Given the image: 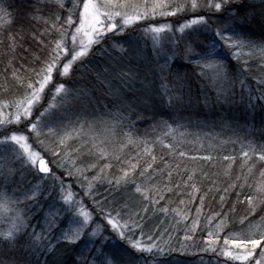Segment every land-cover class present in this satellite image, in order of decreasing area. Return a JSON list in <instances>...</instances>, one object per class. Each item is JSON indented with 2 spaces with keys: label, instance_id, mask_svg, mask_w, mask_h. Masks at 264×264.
Segmentation results:
<instances>
[{
  "label": "snow or ice",
  "instance_id": "1",
  "mask_svg": "<svg viewBox=\"0 0 264 264\" xmlns=\"http://www.w3.org/2000/svg\"><path fill=\"white\" fill-rule=\"evenodd\" d=\"M260 3V27L264 31V0H260ZM31 5L23 18L44 25L39 36L47 33L50 37L56 33L58 38L52 40V47L48 48L44 40H39L37 34L32 33L33 39L38 40V50L46 58L41 61L40 56H35V60L41 62V67L39 70L33 69L34 76L27 80L21 79L13 70L12 75L18 85L25 88L24 95L12 101H0V250H31L35 253L37 249H41L56 257V253L60 251L57 245L61 248L74 246L70 249L71 256L65 252L62 257L54 259V264H138V261L147 257L163 254L164 249L159 244L148 243L153 240L152 235L146 234L144 230L148 207H142L140 212L127 211V205L121 210H107L94 197V182L100 181L102 174L109 171L112 161H115L125 165L120 169L121 175L114 180L115 187L132 184L135 192L148 204H158L164 199L165 193H173L174 188L178 190L182 186L191 188V192L187 194L194 200L201 192L194 182L195 172L187 175L186 179L180 176L179 162L173 165L165 162L164 169L154 168L156 156L152 155V151L155 143L167 148L173 157L208 162L213 161L214 157H188L186 152L179 150L180 138L186 135L180 131L182 125L173 127L167 121L162 122L165 131L155 141L138 140L133 136L128 129L134 121L131 115H126L132 113L133 108L124 97V89L133 90L132 85L138 75L132 68L127 71L112 69L111 74L109 69L96 72V78L103 77L101 83L107 86L108 94L113 97L112 108L103 115L86 113L83 101L88 99L90 102L91 97L87 89L76 87L77 74L92 72L91 57L105 53L106 46L119 47L126 55H138V42L130 32L128 40L118 42V38L123 37L129 29L135 30L139 22L157 16H179L184 22L180 23L178 19L175 30L169 23H150L141 33L142 36L151 38L153 50L164 61L159 64L160 72L166 71L177 55L175 49L165 50V41L170 45L179 44L177 32L183 38L186 30H190L188 36L211 31L213 35L210 44L202 46L200 51L187 44L183 58L199 69L201 77L210 80L216 88L218 98L227 100L230 94H235L239 84L241 92L248 93L250 108H255L257 102L264 107V39L257 41L246 27L254 19V5L250 0H31ZM61 10L65 12L63 17L60 15ZM0 11L4 9L0 8ZM186 12L194 15L189 18L183 15ZM206 13H222L217 17L219 23L214 24L211 16ZM10 41L9 48L15 52V37H10ZM23 51L29 52V49L25 48ZM254 58L259 59L255 68L250 63ZM253 72L257 75H253ZM181 79L176 74L175 83L170 88L161 75L160 96L162 102L169 107L182 102L180 92L183 85L179 84ZM114 80L120 81V85L114 84ZM6 109L14 111H5ZM45 137L53 138L52 146L45 143ZM168 137L172 139V143L166 142ZM70 141H76V146L70 147ZM129 146L140 148L134 158L136 163L124 156L125 149ZM73 153L78 159L92 157L94 162H82L83 166L77 167L72 159ZM142 155H147L150 162L137 173ZM241 155V169L247 166L251 173L257 162L264 163V144L257 148L249 141L247 150H242ZM222 159L229 162L225 175L230 178L236 157L225 155ZM102 160L106 162L99 166L91 179L84 175L86 171L97 169ZM69 161L71 167L66 166ZM54 168L61 174L53 171ZM173 168L182 184H172ZM25 172L31 173L45 184L49 181L51 183L42 189L40 183L31 184L25 180ZM260 174L264 177V171ZM73 175L76 176L78 186L84 189L85 195L93 199L98 211L90 210L83 198L72 190V184L65 182L64 176ZM157 175L167 178L162 187L154 182ZM202 175L207 177L208 174ZM137 177L141 183H137ZM107 182L113 184L112 179ZM24 183L30 184V187L21 189ZM246 186L251 187L246 176L238 175L226 187H218L213 180L211 186L199 197L196 219L192 223L193 230L199 224V216L209 193L222 192V205L230 193H235L238 202H246L249 206L247 214L239 219V231H228L223 240L219 255L226 258L225 264L229 261L232 264H264V215L259 220L250 219L257 208L264 205V180L249 193L243 192ZM37 193L49 196L55 194V202L48 205L46 214L40 220L32 223V217L36 215L34 208L37 205ZM30 201L33 206H29ZM180 203L183 204L184 201L181 200ZM234 210L233 206L230 211ZM122 211L125 212L124 215ZM159 211L167 213L169 209L161 207ZM177 215L182 214L177 211ZM229 215L230 212H214L206 218L208 225L217 222L214 224L215 233L209 232V237L215 235V240L205 251H216L214 245L219 240V233L228 228ZM183 218L187 219V216L184 215ZM102 221H106L111 231ZM54 229H59V236L53 237L55 243L48 238ZM185 239L189 237L186 236ZM258 248L259 258H256ZM37 260L39 261V256ZM0 264H5V261L0 259ZM10 264L29 262L13 260ZM44 264H47L46 260Z\"/></svg>",
  "mask_w": 264,
  "mask_h": 264
},
{
  "label": "trees",
  "instance_id": "2",
  "mask_svg": "<svg viewBox=\"0 0 264 264\" xmlns=\"http://www.w3.org/2000/svg\"><path fill=\"white\" fill-rule=\"evenodd\" d=\"M250 3L254 5L255 16L251 25L246 27L253 34V38L259 41L264 39V31L261 30V19L259 16L261 3L254 0H250ZM31 6V0H0V8L4 9V11H0V41H2L0 43V98L14 97L20 95L19 93L22 94L24 90V87L19 86L17 80L13 77V70L16 71L21 79L27 80L34 76L33 69L39 70L41 67V62L35 60V56H40L41 61L46 58L38 50V40L33 39L32 33L35 32L39 40H44L48 48L52 47L51 41L58 38L56 33H53L50 37L47 33L44 36H39V33L44 29V25L23 18ZM184 14L191 15L187 12ZM60 15L61 17L65 15L64 10L60 11ZM221 15L222 13H214V16H209H211L214 24H218L217 17ZM156 18L159 19L158 17ZM160 18L163 20L168 19V17ZM211 33L209 31L194 33L191 36L184 35L183 38L179 39V44L165 45L167 50L169 48L175 49L177 55L171 66L163 73L159 70V64L164 62L163 59H158V57L153 55L154 52L153 54L151 53L149 48H147L148 60L138 59L136 62L131 61L118 67L112 63L113 59L109 58L118 56L106 50L105 53L91 57L92 63L90 67L93 71L85 73L93 77V91L98 92L103 100L111 95L108 94L107 86L101 83L103 77L101 79L96 78V72H102L104 69L110 68H116V71H127L129 68H132L138 75L132 85L133 90L124 89V97L133 108L132 113H126V115H131V119L134 121L131 128L128 129L132 132L133 136L138 140L147 139L155 141L165 131L162 127V122L167 121L173 127L182 125L180 131L186 135L180 138L179 150L186 152L188 157L206 155L214 157L211 162L192 160L187 157H173L169 154L167 148L162 147L158 142L155 143L152 151V155L156 156L154 168L164 169L165 162L169 165L179 162L181 164L179 170L180 176L186 179L187 175L192 174L193 171L195 172L194 182L201 192L196 195L194 200L187 194L191 192V188H184L182 186L178 190L174 188L173 193H165L164 199L160 200L158 204H148L140 194L135 192L132 184H128L127 186L122 185L119 188L115 187L114 180L121 175L120 169L125 167V165L115 161H112V168L102 174L101 180L94 182V197L107 210H111L112 208L121 210L124 205H127V211L140 212L142 207H148L149 210L145 216L144 230L146 234H150L153 237V240L148 241V243L155 242L159 244L164 249V252L161 255L150 256L145 260H140L138 264H225L226 258L219 255V251L223 246V240L228 231H239L241 227L239 219L247 214L249 206L246 202H238L235 193H230L223 205L220 202V195H223L222 192L209 193L204 201L205 206L199 216V224L193 230L192 223L196 219L199 197L205 189L211 186V181L213 180L217 182L218 187H226L238 175L246 176L247 183L251 187L246 186L243 189L244 193L251 192L259 182L264 180V177L260 174L261 171H264V163L257 162L256 167L251 173L248 172L247 166L241 169V165L243 164L241 153L242 150H247L248 142H253L257 148L261 144H264V126L262 125L264 124V107L260 106L259 102H257L255 108H250L248 106V93L247 91L241 92L239 84L236 86L235 94H230L227 100L223 97L218 98L216 88L211 84L210 80L201 77L199 69L183 58V51L187 44H191L196 51H200L202 46H206ZM10 37H15V52L9 48V44L11 43ZM3 47L5 48L3 49ZM25 48L29 49V52H24L23 49ZM125 55L123 52V56ZM22 56L24 59H21ZM245 58L247 59L248 57ZM250 63L255 68L257 63H259V59L254 58ZM22 65L23 67H21ZM176 74L182 77L179 81V84L183 85L180 92L182 102L169 107L161 100V75L164 77V82L171 88L175 83ZM253 75H257V73L253 72ZM77 77L81 78V75L77 74ZM109 78L111 79V75H109ZM114 84L120 85V81ZM121 87L123 86L121 85ZM97 107L98 109H95ZM111 108L112 102L108 104L104 112L106 113ZM90 110L91 114L94 113L95 115H100L103 112L96 105H93V109L90 107ZM137 116L140 118L138 119ZM127 123L126 121L125 124L127 125ZM49 141L53 145V138L50 137ZM47 142L46 140L45 143L47 144ZM166 142L172 143L173 141L168 137ZM76 143V141H70L69 146L74 147ZM139 151V147L129 146L125 149L124 156L127 159H131L133 163H136L137 161L134 158L137 157ZM224 155L236 157L230 172V178L225 175V168L229 162L222 159ZM217 157L220 159H217ZM72 159L75 160L77 167H82V162H94V158L87 156L78 159L75 153L72 154ZM253 159L255 160L256 158L253 157ZM105 162L103 160L100 161L97 169L86 171L84 175L91 179L98 171L99 166ZM148 162H150L149 157L142 155L139 159L137 173ZM66 166L71 167V161ZM172 171V184H182L180 176L176 175V170L173 168ZM202 173H207V177L203 176ZM108 179H112L113 184H109L107 182ZM166 179L164 175H157L154 182L162 187ZM75 181H77L76 176ZM137 183H141L139 177H137ZM82 190L83 193L81 191V194L90 203L89 207L98 211L96 204L93 203V199L85 195L84 189ZM176 193H183V195ZM213 196H215V199H213ZM241 199H243V196H241ZM181 200L184 201L183 204L180 203ZM233 206L235 210L230 211ZM161 207H167L169 211L167 213L161 212L159 211ZM177 211L182 215H177ZM214 212H230L228 228L224 232L219 233V240L214 245L216 251H205L212 244V241L215 240V235L210 238L209 232L215 233L214 224L217 221H214L213 225H208L206 220ZM124 214L125 212L122 211V215ZM141 215L144 216V213H141ZM184 215L187 216V219L183 218ZM261 215H264V205H260L255 215L251 216L250 219L259 220ZM58 236L59 229L54 230L49 239L55 243L53 237ZM186 236L189 239H185ZM73 247L66 246L61 248L60 245H57L60 251L56 253V257L41 249H37L35 253L31 250L26 252L19 250L8 252V254H5L6 250H3L4 256L1 258L3 254L0 253V259L4 260L5 258L9 261L8 263L13 260L22 262L25 259L24 261H28L29 264H44L46 260L47 264H54V259L62 257L65 252H68L69 256H71L70 249ZM20 252L22 254L19 259ZM38 256L39 261L37 260ZM227 264H232V262L229 261Z\"/></svg>",
  "mask_w": 264,
  "mask_h": 264
},
{
  "label": "rangeland",
  "instance_id": "3",
  "mask_svg": "<svg viewBox=\"0 0 264 264\" xmlns=\"http://www.w3.org/2000/svg\"><path fill=\"white\" fill-rule=\"evenodd\" d=\"M254 1H260V0H254ZM190 14V13H189ZM207 15H212V16H214V13H206ZM218 14H221V13H218ZM184 16H187V17H191L192 15H194V14H191L190 16L189 15H187V14H183ZM159 19H157L156 17L154 18V19H151V20H148V21H141V22H139V25H137V26H135V30H133V29H129L128 30V32H126L125 34H124V36L123 37H120V38H118V42H121L123 39L125 40H128L129 39V36H128V33L130 32L131 33V35H132V37L133 38H135L136 40H137V42H138V46H139V54L138 55H125V56H123V52L120 50V48L119 47H107L106 46V50L107 51H111L113 54L115 53V55H117L118 57H109L110 59H113L112 60V63L116 66V67H118V66H122V65H125V64H127L128 62H131V61H133V62H136L138 59H143L144 61H146V60H148L149 59V55H148V53H147V48H149L150 49V51H151V53L153 54V52H154V54L153 55H155L156 57H157V54H156V52L153 50V42H152V40H151V38L150 37H148V36H142L141 35V33H142V31H143V28L144 27H146L148 24H150V23H169V24H171L172 26H173V29L175 30L176 28H177V24H176V21L178 20V19H180V17L178 16V17H168V19H162V18H160L159 16H157ZM184 21L182 20V19H180V23H183ZM188 31H190V30H186V32H185V34L184 35H187V33H188ZM212 33L210 34V38H209V41L206 43V45H208V44H210L211 43V37H212ZM177 39H180V34L177 32V37H176ZM180 42V41H179ZM167 44H169V42L168 41H165L164 42V47H166L165 45H167ZM125 46H126V48H127V44H125ZM5 47H3V49H4ZM115 48H116V50H115ZM173 48H174V46H173ZM1 49V48H0ZM165 50H167V48H165ZM245 51H247V49L245 50ZM159 59V58H158ZM92 80H94L93 79V77H90L88 74H84V75H81V78L79 77H76V81H77V83H76V87H78V88H80V87H83V88H85V89H87L88 90V95H89V97H91V101L89 102V100L88 99H85L84 101H83V108L85 109V111H86V113H88V114H91V110H90V107H92V109H93V105H96V106H99L100 107V109H102L103 110V112H101L100 113V115H103L105 112V107H103L104 105H102V97H101V95L97 92H94L93 91V84H94V82L92 81ZM24 90L22 91V94L21 93H19L20 95H16V96H11V97H9L8 96V98H0V101H12V100H15V99H17V98H19V97H22L23 95H24V92H25V88H23ZM47 91V90H46ZM95 94V95H94ZM151 96V95H150ZM152 97V96H151ZM98 103V104H97ZM257 105V104H256ZM45 106H47V105H45ZM249 106V105H248ZM102 107V108H101ZM95 109H98V107L97 108H95ZM257 110H258V108H257ZM5 111H14V109H6ZM255 112V111H254ZM34 115H35V113H34ZM90 118H92L91 116H90ZM263 126H264V124H262ZM49 138L50 137H45L44 139H45V142H46V140L48 141L47 142V145H49V146H52V144L50 143V141H49ZM34 147H35V145H34ZM225 156V155H224ZM17 167H18V165H17ZM53 171H57L58 172V174H61L57 169H53ZM64 179H65V182L66 183H71L72 184V190L75 192V193H78L79 194V196L80 197H82L83 198V200H84V204L90 209V210H93L91 207H89L90 206V203L85 199V197L81 194V191H82V193H83V188L81 189V187H79L78 186V182L77 181H75V175H73L72 177H67V176H64ZM25 180H27V181H30L31 182V184H36V183H40L41 184V187H42V189H45V188H47L49 185H50V181L48 182V184H45L44 182H42V181H40L38 178H34L33 177V175L31 174V173H29V172H25ZM84 183H87L86 181H84ZM9 187H11V186H9ZM27 187H30V184H28V183H24V184H22L21 185V189H23V188H27ZM54 195L55 194H53L52 196H49V195H41L40 193H37V205L35 206V208H34V211H35V213H36V215H34L33 217H32V223H36V221H38V220H40L41 219V217L43 216V215H45L46 214V212H47V208H48V205L50 204V203H54L55 201H54ZM29 203V206H33V202H28ZM94 218H98V217H95L94 216ZM106 226H107V223H106V221H102ZM58 223H62V221H58ZM93 226H95V225H93ZM108 227V230L109 231H111V229H110V226H107ZM40 229H39V227H37V231H39ZM54 230H58V229H54ZM53 230V231H54ZM105 234H107V233H105ZM113 235H115V233H113ZM48 238H50V236L48 237ZM3 252V250L0 252V253H2ZM259 252H260V249H257V255H256V258H259ZM3 254V253H2ZM5 254H8V251H6V253ZM20 255H19V259L21 258V252L19 253ZM24 254V253H23ZM3 256H4V254L3 255H1V258H3ZM25 259H23V261H24ZM3 261H5V264H10V263H8L9 261L8 260H6L5 258H4V260Z\"/></svg>",
  "mask_w": 264,
  "mask_h": 264
},
{
  "label": "bare ground",
  "instance_id": "4",
  "mask_svg": "<svg viewBox=\"0 0 264 264\" xmlns=\"http://www.w3.org/2000/svg\"><path fill=\"white\" fill-rule=\"evenodd\" d=\"M123 41H124V39L121 42H123ZM113 69H116V68H113ZM111 71H112V69L110 68L109 69V74H111ZM115 82H119V81L118 80H115ZM115 82H113V83H115ZM112 100H113V97L112 96H110L108 98L106 97L105 99H103L102 100V105H104L103 107H105V108L108 107V104L111 103Z\"/></svg>",
  "mask_w": 264,
  "mask_h": 264
}]
</instances>
